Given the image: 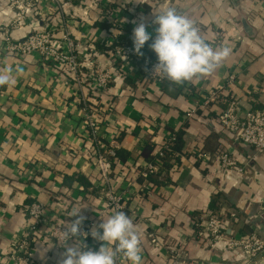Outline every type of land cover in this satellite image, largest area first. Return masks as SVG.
<instances>
[{
	"label": "crops",
	"instance_id": "0c3cea01",
	"mask_svg": "<svg viewBox=\"0 0 264 264\" xmlns=\"http://www.w3.org/2000/svg\"><path fill=\"white\" fill-rule=\"evenodd\" d=\"M48 3L43 1L18 27L9 0H0V69H11L12 74L11 84L0 86V264H14L11 245L24 230L33 202L45 205L52 220L66 223L76 219L70 217L74 208H82L84 222L97 220V225L111 215L73 76L37 54L22 57L2 50L4 33L17 42L37 30L53 31L58 39L71 33L83 47L95 42L101 53L95 66L113 73V82L97 100L104 112L98 117L99 139L106 144L116 141L125 160L113 169L112 187L124 194V212L139 232L141 264H246L239 250L198 238L195 227L205 216L218 214L227 234L264 239V153L237 142L220 125L222 102L198 107L223 88L221 98L240 101L244 110H264V0ZM167 6L193 19L214 47L231 49L213 73L182 85L159 84L139 74L132 63L102 54L111 39L133 41L141 19L154 39L153 12ZM108 9L109 23L103 17ZM109 25L115 26L110 32ZM86 53L81 49L83 61ZM231 75L236 81L228 85ZM89 84L85 91L92 96ZM180 131L184 145L173 168L164 179L155 177L156 184L145 183L135 168H142L172 132ZM221 152L239 164L240 174L222 170L217 159ZM77 173L91 187L65 184L66 177ZM82 242L93 250L101 246L92 237ZM64 251L52 239L39 240L33 248L35 264H60ZM121 263L129 264L123 256ZM253 264H264V252Z\"/></svg>",
	"mask_w": 264,
	"mask_h": 264
},
{
	"label": "built area",
	"instance_id": "2783aa9c",
	"mask_svg": "<svg viewBox=\"0 0 264 264\" xmlns=\"http://www.w3.org/2000/svg\"><path fill=\"white\" fill-rule=\"evenodd\" d=\"M43 1L61 5L65 0H9L8 7L14 12V24L21 27L25 19L32 15ZM69 2H79L80 5L85 0H67ZM121 3L127 5L130 0H121ZM86 10V9H85ZM87 14V11L84 12ZM103 17L108 23L111 20V10H105ZM62 20L59 19L58 27H62ZM4 44L2 50L7 54H16L27 56L37 54L44 63H49L53 67L62 68L73 76L76 91L75 96L78 105L84 115V122L90 141L93 143L94 166L99 180L106 186V206L107 210L113 214L114 211L125 210L124 194L118 192L112 187L113 162L117 159L115 148L118 146L116 141L110 144L103 143L99 139V126L101 120L99 115L104 112L98 109L99 104L93 96L86 94V83H92L93 92L100 96L111 85L114 80L110 68L95 66V60L101 53L97 50L96 43L88 42L84 47L75 40L71 33H65L61 38H57L53 31H35L21 41L12 42L5 33L3 34ZM106 50L103 55L114 57L117 61L123 63H132L136 71L148 80H155L159 84L165 80L158 76L151 75L154 65L157 62L148 58L142 59L135 54L133 42L129 39H111L104 44ZM84 49L86 57L81 59L80 51ZM96 58V59H95ZM235 75H231L228 85L234 84ZM90 85V84H89ZM222 89L212 92L207 101L198 107L203 109L210 103L222 102L223 110L218 115L220 125L231 132L234 139L248 147L253 148L256 154L264 153V110L250 109L244 110L240 101L236 99L221 98ZM196 111L191 113L194 116ZM165 143L164 149L170 152L173 138H169ZM165 151H160L153 162L146 163L140 172L139 178L148 183L150 177L157 176L163 169L162 158ZM221 163V168L227 173L240 174L242 168L227 153L221 152L217 155ZM28 220L20 236L11 245V258L14 264H35L33 248L37 241L52 239L56 246L63 248L62 239H60V228L66 224L62 219L52 220L48 208L38 202H33L27 208ZM97 220H88L83 222L81 230L89 232L87 238L91 239L90 230L97 225ZM198 226V227H197ZM196 236L206 238L211 244H223L229 251L239 250L244 256L246 264H253L261 253L264 252V239L257 235L251 236H227V229L222 219L218 216H205L198 225L196 224ZM155 242V241H153ZM72 241H69L71 244ZM122 255L117 258V264H122Z\"/></svg>",
	"mask_w": 264,
	"mask_h": 264
},
{
	"label": "clouds",
	"instance_id": "9594fccd",
	"mask_svg": "<svg viewBox=\"0 0 264 264\" xmlns=\"http://www.w3.org/2000/svg\"><path fill=\"white\" fill-rule=\"evenodd\" d=\"M152 24L156 25L155 38L147 30L143 19L133 29L135 54L143 56L141 49L146 42L157 56L151 75L158 76L172 84L182 85L213 73L230 56L231 49L213 46L202 35L199 27L188 15L174 6H167L153 12ZM12 82L11 69H0V86ZM81 209H73L70 217H75L60 228L65 251L60 264H117L123 256L129 264H141V240L133 220L123 211H114L90 230V235L101 242L98 250H93L82 242L89 232L81 230L86 217ZM69 241H72L69 244Z\"/></svg>",
	"mask_w": 264,
	"mask_h": 264
},
{
	"label": "trees",
	"instance_id": "16d2710c",
	"mask_svg": "<svg viewBox=\"0 0 264 264\" xmlns=\"http://www.w3.org/2000/svg\"><path fill=\"white\" fill-rule=\"evenodd\" d=\"M113 27H115V26L114 25H109V26H106V29L109 30V32H110V29L113 28ZM131 42H133V41H131ZM102 48H103V46H102ZM102 50H106V47L104 46V48ZM141 51L143 52V56H140L142 59L148 58V59H150L152 61L157 62V56L151 50V48L149 46L141 49ZM102 53H103V51H102ZM165 81H167V80H165ZM168 83H170V82L167 81V84ZM86 85L88 86V88H90V85L88 83H86ZM92 96L94 97V99L96 100L97 103L101 99V97L100 96H97L94 92L92 93ZM257 109H260V108H257ZM183 135H184L183 131H180V132H172V134L170 135L169 138L170 139L173 138V140L170 141V143L172 142L171 149L173 151V154L174 153L175 154H178L182 150V147L184 145ZM168 139H166L165 142L163 143V145L160 146V149L157 151V153L155 155H153L150 158H148V162H153L154 159H156L158 157L160 151H165L164 145H165L166 142L169 141ZM114 150L116 152L117 159L113 162V169H114V167L116 168L117 161H118V163L125 161L124 158H123V156H121V154H120V148L117 146ZM164 153H165V156H164V158H162V161H163V169L161 170V172L157 176H155V177H159V178H162V179L165 178L166 174H168V172L173 168V165L175 164V156L172 155L170 152H167V151H165ZM141 170H142V168L139 167V166H137L135 168V171L134 172L136 174L140 175ZM155 177H150L148 182H153L154 184H156ZM74 182L80 183L85 188L91 187V183L88 181V179L85 176H83V175H81L79 173L74 174V175H72L70 177H66L65 184L68 187L71 186ZM213 215L216 216V217L219 216L218 214H213ZM227 236H229V238H230V237H233L234 235L227 234ZM241 236H247V235H241Z\"/></svg>",
	"mask_w": 264,
	"mask_h": 264
}]
</instances>
